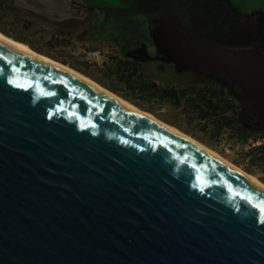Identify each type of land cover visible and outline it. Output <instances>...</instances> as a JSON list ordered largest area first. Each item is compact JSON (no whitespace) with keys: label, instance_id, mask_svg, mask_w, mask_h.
Instances as JSON below:
<instances>
[{"label":"water","instance_id":"water-1","mask_svg":"<svg viewBox=\"0 0 264 264\" xmlns=\"http://www.w3.org/2000/svg\"><path fill=\"white\" fill-rule=\"evenodd\" d=\"M16 3L54 20L95 8ZM187 37L264 101V49ZM0 264H264V188L0 41Z\"/></svg>","mask_w":264,"mask_h":264},{"label":"rangeland","instance_id":"rangeland-1","mask_svg":"<svg viewBox=\"0 0 264 264\" xmlns=\"http://www.w3.org/2000/svg\"><path fill=\"white\" fill-rule=\"evenodd\" d=\"M83 1L97 8L87 14L81 12L79 18L83 21L75 26L68 46L62 41L60 44L47 42L53 31L47 20L38 18L28 9L17 5L16 0L12 3L15 11L0 15V26L9 33L0 32L16 42L21 41L14 39V36L34 40L45 53L56 56L62 61L30 47L32 50L74 70L76 69L69 63L77 64L94 71V75H98L100 69L104 68L103 63L111 64V58L108 56L112 54L122 59L130 58L140 62L144 76L160 84L177 88L203 84L224 87V93L240 105L238 121L251 131H264V101L243 97L240 85L229 79L224 71L194 59L195 52L189 45L187 36L204 40L213 38L212 34L199 35L195 30L189 32L178 13L168 18H157L155 0ZM104 7L118 8V11H115L114 16L108 17L104 15ZM123 12H126V15ZM43 17L51 19L47 16ZM27 22L29 29L26 28ZM225 43L222 45L244 47L234 41ZM87 62L90 64H86ZM94 63L96 65H93ZM143 104L151 106L154 112L133 105L188 134L264 184V166L259 164L258 160L252 159L253 157L250 156L252 152L248 153V150L257 144L264 143V139L254 141L249 138L242 141L228 129L216 135L212 127L208 126L204 130L199 119L191 115L183 106H174L170 102L152 103V105L143 102Z\"/></svg>","mask_w":264,"mask_h":264},{"label":"trees","instance_id":"trees-1","mask_svg":"<svg viewBox=\"0 0 264 264\" xmlns=\"http://www.w3.org/2000/svg\"><path fill=\"white\" fill-rule=\"evenodd\" d=\"M13 1L0 0V15L3 16L10 13V11H15L14 4H12ZM29 11L36 17L47 20L46 22L52 27L53 31L47 41L50 44H60L62 41L68 46L75 26L83 21L80 18L52 20L44 18L43 15L32 10ZM115 11H118V8H105L103 12L104 15L110 17L115 15ZM123 14L126 15V12H123ZM28 24L29 22H27V29L30 28ZM0 31L5 34L9 33L1 26ZM13 38L27 44L38 52L47 54L37 46L34 40L31 41V39L16 36ZM48 56L62 61L56 56ZM108 57L111 58V64L108 65L109 62L103 63L104 68L99 67L103 69H100L98 75H94V71L82 68L77 64L69 63V65L146 111L154 112L151 106H145L143 102H149L150 105L152 103L170 102L174 106H183L188 109L191 115H195L199 119L204 130L208 126L212 127L216 135L221 134L224 129H228L242 141L249 138L254 141L264 139V131H251L238 121L237 116L240 105L231 96L224 93V87H216L214 84H203L177 88L172 85L160 84L156 80L144 76L140 69V62L130 58L122 59L112 54ZM86 64H90V62ZM93 65L96 64L94 63ZM227 112L231 113L228 114ZM250 152L252 153L250 154ZM248 153L253 157L252 159L258 160L259 164L264 166V143L257 144L254 148L248 150Z\"/></svg>","mask_w":264,"mask_h":264},{"label":"crops","instance_id":"crops-1","mask_svg":"<svg viewBox=\"0 0 264 264\" xmlns=\"http://www.w3.org/2000/svg\"><path fill=\"white\" fill-rule=\"evenodd\" d=\"M155 4L157 18L178 13L189 32L213 35L204 40L264 49V0H155Z\"/></svg>","mask_w":264,"mask_h":264},{"label":"bare ground","instance_id":"bare-ground-1","mask_svg":"<svg viewBox=\"0 0 264 264\" xmlns=\"http://www.w3.org/2000/svg\"><path fill=\"white\" fill-rule=\"evenodd\" d=\"M0 41H2L4 44L15 48L17 50H20L26 54L32 55L34 57H37L41 60H44L54 66H57L67 72H70L80 78H82L83 80L87 81L89 84H91L93 87H95L96 89H98L102 94L106 95L107 97L113 99L114 101L120 103L123 106L126 107H130L132 109H134L137 113H139L142 117L150 119L155 121L156 123H158L159 125L165 127L166 129L170 130L173 133H176L178 135H180L181 137H183L184 139L196 144L197 146H200L201 148H203L204 150H206L207 152H209L217 161H219L220 163H222L223 165L227 166L228 168H230L231 170H233L234 172H236L238 175L243 176L247 179H249L250 181H252L254 184H257L261 187L264 188V184L261 183L256 177L251 176L250 174H248L247 172H245V170L241 169L240 167H238L237 165L226 161L225 159H223L221 156H219L217 153H215L214 151H212L210 148H208L207 146H205L204 144L200 143L199 141L195 140L194 138H192L191 136H189L188 134L176 129L175 127H173L172 125H169L163 121H161L160 119H158L157 117L145 112L144 110L136 107L135 105L131 104L130 102H128L127 100L123 99L122 97H120L119 95L115 94L114 92L106 89L105 87H103L102 85H100L99 83L93 81L92 79L88 78L87 76L83 75L82 73L65 66L63 63V65L61 63H58L56 61H53V59L45 56V55H41L40 53L32 50L28 45H26L25 43H21V42H16L12 39H10L9 37H7L6 35H4L3 33L0 32Z\"/></svg>","mask_w":264,"mask_h":264},{"label":"flooded vegetation","instance_id":"flooded-vegetation-1","mask_svg":"<svg viewBox=\"0 0 264 264\" xmlns=\"http://www.w3.org/2000/svg\"><path fill=\"white\" fill-rule=\"evenodd\" d=\"M83 1V0H82ZM128 2H130L131 0H127ZM84 3H86L85 1H83ZM87 5H88V3H86ZM134 4H135V1H134ZM97 7H95L93 10H95ZM99 8H102V7H99ZM105 8L106 7H104V9L103 10H105ZM93 10H91V11H87V10H83L82 12H85V14H87V13H90V12H92ZM44 16V15H43Z\"/></svg>","mask_w":264,"mask_h":264}]
</instances>
